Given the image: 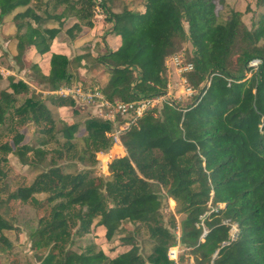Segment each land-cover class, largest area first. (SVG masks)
I'll return each instance as SVG.
<instances>
[{"label":"trees","instance_id":"trees-1","mask_svg":"<svg viewBox=\"0 0 264 264\" xmlns=\"http://www.w3.org/2000/svg\"><path fill=\"white\" fill-rule=\"evenodd\" d=\"M243 2L251 26L238 10L221 20L226 0H145L141 11L121 1L120 12L115 0H0V26L15 29L9 37L13 70L33 74L29 80L9 76L0 89V250L13 247L4 235L13 229L7 216L27 205L37 215L29 234L36 263L27 264H173L167 251L176 215L185 216L181 244L198 264L216 254L215 264H264V0ZM70 20L65 34L71 42L85 30L93 40L67 54L56 51L55 42ZM100 23L107 26L103 32ZM98 45L103 50L95 52ZM31 52L45 58L47 71L27 63ZM177 53L194 65L185 76L196 94L129 120L121 134L125 152L110 162L107 175L70 172L77 162L95 166L97 153L112 148L114 125L98 118L95 106L92 116L74 122L88 105L38 94L32 85L48 92L76 86L79 72L102 67L108 79L95 89L107 100L159 97L169 81L165 60ZM9 58L0 42V60ZM29 126L38 144L25 142ZM11 157L28 168H46L29 182L11 176ZM160 188L175 202L167 226ZM208 211L202 242L196 223ZM117 234V246L96 250ZM87 235L95 241L73 250L75 239ZM140 235L151 245L146 255Z\"/></svg>","mask_w":264,"mask_h":264},{"label":"rangeland","instance_id":"rangeland-1","mask_svg":"<svg viewBox=\"0 0 264 264\" xmlns=\"http://www.w3.org/2000/svg\"><path fill=\"white\" fill-rule=\"evenodd\" d=\"M123 1L130 9L135 11H141L143 10V4L145 0H115V12H120L122 10V3ZM227 7L224 10H221V20L225 21L229 17V14L232 10H238L242 13H244L243 20L251 26V15L246 13V4L243 2V0H226ZM220 6H218V10H220ZM97 13V19L100 21L102 19V14L100 12V8L96 10ZM73 24V21H69L66 26L63 27V31L59 34V36L56 39L55 42V50L56 51H62L67 54H72L73 50L77 51L78 47L84 45L85 43H88L92 41L93 39V32L85 30L84 34L78 38L76 42H71L66 34L65 30L68 29ZM48 25L50 27H57L56 22H49ZM97 29H100V31H104L107 29L106 24L100 23L97 26ZM104 29V30H101ZM101 32V33H102ZM15 35V29L12 26H0V42L3 45V48L9 53L10 58L7 62V60H0V75L2 79L0 80V89H5L8 86L7 77L14 76L17 79H26L29 80L30 78L29 71L18 73L15 70H13L14 62L11 61V58L15 55V47L13 41L9 38ZM186 52L191 53L192 47L190 44L186 45ZM103 48L101 46L94 47L95 52L102 51ZM77 53V52H76ZM27 63L29 65L39 64L41 65L43 70H48V66L45 63V58L41 57H35V52H31L28 55ZM169 74V73H168ZM30 76V77H31ZM170 76L172 79H177L178 76L175 73H170ZM108 79V75L105 73L102 67H98L95 70H92L90 72L81 71L77 75L76 78V85L82 86L83 88H91L94 89L97 87L98 84H103ZM33 90H35L36 93L46 96L48 95V91L43 90L42 88H35V86L32 85ZM51 92V91H49ZM182 97V98H181ZM181 99L185 98L183 96H180ZM177 99V98H176ZM177 101H180L178 99ZM50 109L54 112L55 116L57 117V110L52 107L50 104H48ZM158 110V108H157ZM68 110L62 109L61 113L65 114ZM93 115V108L90 106L81 108V113L79 116L73 117L72 120L74 122H82L84 119L90 117ZM25 135L26 139L25 142H29L30 144H38V136L35 133V128L33 126H29L25 129ZM84 129L81 130L80 136L83 135ZM79 144H83L82 141H78ZM54 145H50L49 148H53ZM125 152V148H111L106 153H97V159L98 162L95 166H86L80 162L71 164L72 166H68L67 168L70 172H76L77 170H84V169H90L93 172V175L101 177L103 175L108 174V167L110 162L115 159L116 157L120 156V153ZM126 154V153H125ZM9 166H10V173L11 176L21 175L25 177L29 182H32L34 178L46 167L42 166L40 168H28L26 166H22L19 161L11 157L9 159ZM158 193V196L160 200L163 203V218H164V224L167 226L169 225V219L171 217V214L173 213L172 210L175 206V202L171 201L169 197H167L164 193V191L160 188L156 190ZM46 197L45 194L38 195V198L44 199ZM37 215L36 211L32 209L31 207L24 205V206H17L15 209H13V214H10L7 216L9 219V222L13 225V229L4 231V235L7 237V239L12 243L13 247L11 250L5 251L0 250V264H27V263H36L34 258V251L31 247V241L29 234L31 230L36 226L37 222ZM185 216L183 215H176L177 225L184 219ZM95 235H87L83 238H76L75 243L72 246V249L78 252L84 251L87 246L91 245L95 239ZM119 238L120 236L117 234L116 237L110 242L105 243L99 246L96 250L98 251L100 248L104 251H109L111 248H114L119 244ZM138 244L140 246L141 252L146 255L150 252L151 245L146 241L145 236L140 235L138 237ZM18 261V262H17Z\"/></svg>","mask_w":264,"mask_h":264},{"label":"built area","instance_id":"built-area-1","mask_svg":"<svg viewBox=\"0 0 264 264\" xmlns=\"http://www.w3.org/2000/svg\"><path fill=\"white\" fill-rule=\"evenodd\" d=\"M252 66H257L258 62L254 61ZM165 66L168 70L169 81L167 84V92L163 96L154 98H144L135 102L125 103L121 101H109L97 89L83 88L82 86L62 87L56 91L47 92L51 95H56L61 98H69L81 105L95 106V115L103 120L113 123L114 130L108 134L112 142L113 148H123L121 134L127 130L131 122L133 123L137 118L142 117L147 112H152L160 108L164 101L180 99V96L190 97L196 94V91L188 85L186 74L194 70L193 63L186 61L183 53L170 55L165 60ZM170 73H175L178 78L172 79ZM177 98V99H176ZM121 117L127 121L120 125L117 118ZM131 120V122H129ZM103 153V152H100ZM216 209H212L215 211ZM212 211L206 212L201 221L196 223V227L203 230L201 241L204 242L209 230L203 222V218L209 215ZM232 238L238 233L236 226L232 227ZM181 228L178 224L174 230V244L168 248L167 257L173 264H198L195 257L189 253V250L184 249L181 244ZM217 254L209 263L215 264Z\"/></svg>","mask_w":264,"mask_h":264},{"label":"crops","instance_id":"crops-1","mask_svg":"<svg viewBox=\"0 0 264 264\" xmlns=\"http://www.w3.org/2000/svg\"><path fill=\"white\" fill-rule=\"evenodd\" d=\"M36 88V87H35ZM125 154V153H124ZM171 201H174L172 198H169Z\"/></svg>","mask_w":264,"mask_h":264}]
</instances>
